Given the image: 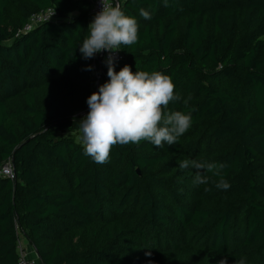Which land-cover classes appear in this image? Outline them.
<instances>
[{
	"label": "trees",
	"instance_id": "trees-1",
	"mask_svg": "<svg viewBox=\"0 0 264 264\" xmlns=\"http://www.w3.org/2000/svg\"><path fill=\"white\" fill-rule=\"evenodd\" d=\"M118 2L138 40L116 71L169 76L180 99L165 111L191 125L172 146L118 144L94 162L63 135L94 93L79 51L92 1L0 0V169L15 172L0 174V264H17L15 223L41 264H264V0ZM184 160L224 165L230 188L206 169L194 183Z\"/></svg>",
	"mask_w": 264,
	"mask_h": 264
},
{
	"label": "clouds",
	"instance_id": "clouds-1",
	"mask_svg": "<svg viewBox=\"0 0 264 264\" xmlns=\"http://www.w3.org/2000/svg\"><path fill=\"white\" fill-rule=\"evenodd\" d=\"M100 2L101 11L89 24V35L79 46V51L84 59L107 51L109 55L105 63L109 80L88 97L89 111L79 120L78 140L84 155L103 164L108 161L112 147L118 144L148 141L158 148L176 144L189 129L191 115L165 111L170 102L180 99L175 95V85L169 76L159 71L133 72L128 65L119 72L115 70L117 58L114 53L122 49V45L130 46L137 42L138 25L135 18L125 15L119 4L113 5L110 0ZM140 15L145 19L151 18L144 9H140ZM189 166L197 170L194 183H208V177L200 175V170L206 169L220 177L216 183L218 189L230 188V183L220 171L224 165L197 160H184L180 164L182 169ZM219 264H226V261L221 260ZM239 264H244V261Z\"/></svg>",
	"mask_w": 264,
	"mask_h": 264
},
{
	"label": "built area",
	"instance_id": "built-area-1",
	"mask_svg": "<svg viewBox=\"0 0 264 264\" xmlns=\"http://www.w3.org/2000/svg\"><path fill=\"white\" fill-rule=\"evenodd\" d=\"M110 2L115 5L119 4L118 0H110ZM102 5L100 0H93L92 1V7L89 12V18L88 22L89 24L94 20L95 15L101 11ZM52 9H48L44 11L43 13L32 17L30 24L25 28L26 30L31 29L32 26L35 24H41L42 22L51 20L54 18L55 13ZM53 14V15H52ZM109 53L107 51H103L101 53H98L94 56L93 63H92V69L94 71V92H97L99 89V86L104 84L103 82V74L107 72V65L105 63ZM116 56V62H115V70H118L122 64L125 62V56L121 52V49L114 53ZM89 111V107L87 106L84 110L78 112L75 114V117L82 119L86 117L87 113ZM0 174H3L10 179H15V172L12 164H6L4 167L0 169ZM16 224V230L18 233V241H17V254H18V260L17 264H41L38 258H32L27 249L23 246V236H22V230L20 229L19 225Z\"/></svg>",
	"mask_w": 264,
	"mask_h": 264
},
{
	"label": "crops",
	"instance_id": "crops-1",
	"mask_svg": "<svg viewBox=\"0 0 264 264\" xmlns=\"http://www.w3.org/2000/svg\"><path fill=\"white\" fill-rule=\"evenodd\" d=\"M91 1H93V0H91ZM23 246L25 247V249H27L29 255L32 258H38L37 255H36V252H35L34 248L29 244V242L25 238H23Z\"/></svg>",
	"mask_w": 264,
	"mask_h": 264
},
{
	"label": "rangeland",
	"instance_id": "rangeland-1",
	"mask_svg": "<svg viewBox=\"0 0 264 264\" xmlns=\"http://www.w3.org/2000/svg\"><path fill=\"white\" fill-rule=\"evenodd\" d=\"M63 135L64 136H74L75 139L79 142V140H78V137L80 136V132L79 131L75 132V133H71V132L66 131V132H64Z\"/></svg>",
	"mask_w": 264,
	"mask_h": 264
},
{
	"label": "water",
	"instance_id": "water-1",
	"mask_svg": "<svg viewBox=\"0 0 264 264\" xmlns=\"http://www.w3.org/2000/svg\"><path fill=\"white\" fill-rule=\"evenodd\" d=\"M13 162V164H14V160L12 161ZM35 250V249H34ZM35 252H36V255H37V257H38V259L40 258V256H39V253L35 250Z\"/></svg>",
	"mask_w": 264,
	"mask_h": 264
}]
</instances>
